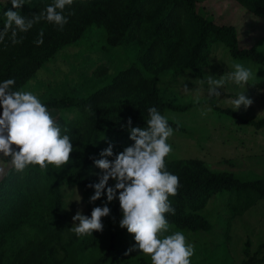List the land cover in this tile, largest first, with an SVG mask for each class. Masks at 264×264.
Instances as JSON below:
<instances>
[{"label": "trees", "instance_id": "trees-1", "mask_svg": "<svg viewBox=\"0 0 264 264\" xmlns=\"http://www.w3.org/2000/svg\"><path fill=\"white\" fill-rule=\"evenodd\" d=\"M0 31L3 30L7 10L18 11L31 18L39 15L54 0H25L19 9H13L10 0H0ZM252 14L264 19V0H236ZM198 0H73L63 15L67 23L61 30L57 25L41 20L27 32H18L20 43L13 44L11 32L0 42V83L14 79L10 90L15 92L60 49L76 42L90 25L102 27L106 42L111 47L141 43L139 60L143 69L131 67L119 72L111 81L85 98L67 96L42 102L48 111L76 109L81 118H53L61 128V135H69L73 144L69 162L61 169L49 165L41 170L29 166L16 171L11 160L9 168L0 178V264H47L48 252L39 254L36 246L46 249L53 235L64 232L67 223L64 185L79 186L83 200L89 202L94 193L87 175L93 170L94 159L112 143L118 154L133 142L126 126L147 127L148 109L155 107L163 115L166 110H185L164 101L157 88V75L165 70H188L202 77L208 54L215 43L223 44L234 59L250 61L264 67V56L237 47V32L233 26L219 25L203 18L197 11ZM73 13L69 15V13ZM43 29V43L35 41ZM145 73L150 74L146 76ZM90 108V111H86ZM2 112V109H0ZM236 123L264 126V120H243L232 112L224 111ZM176 132H183L177 123L168 120ZM68 129L65 132L64 129ZM168 143V141H167ZM165 170L179 178L175 196H169L175 214L166 213L171 227L180 232H199L209 227L200 215L208 201L217 194L229 193L242 198V209L264 199V176L237 179L234 176L211 171L201 160L181 159L168 161ZM115 200H96L97 206H111ZM93 203V202H92ZM89 203L91 210L93 204ZM51 232V234L49 233ZM111 246L115 249L114 236ZM36 245V246H35ZM260 248L264 247L262 243ZM39 260V261H38ZM139 264H151L140 261ZM240 264H258L254 258Z\"/></svg>", "mask_w": 264, "mask_h": 264}, {"label": "rangeland", "instance_id": "rangeland-1", "mask_svg": "<svg viewBox=\"0 0 264 264\" xmlns=\"http://www.w3.org/2000/svg\"><path fill=\"white\" fill-rule=\"evenodd\" d=\"M198 1L197 11L203 18L236 29L239 49L252 50L264 56L263 18L252 14L236 0ZM140 48L141 43L138 41L111 47L106 42L105 30L90 25L80 39L64 46L47 60L19 91L33 93L41 103L67 96L85 98L108 84L119 72L131 67L143 69L139 60ZM236 63L252 72L248 85H238L226 79V83L218 89L219 97L209 98L207 76L227 78L234 71L233 65ZM201 72V78L188 70H165L156 77L157 88L164 101L189 106L185 110H166L163 114L167 120L183 128V132L173 130V135L168 138L172 151L167 160L198 159L211 171L224 172L237 179L264 176V126L256 128L236 123L222 113L232 111L243 120H264V67L234 59L223 44L215 43L208 54L207 65ZM145 75L150 76L147 73ZM242 92L253 103L247 109L241 106L239 110L233 111L231 101ZM49 113L53 118H81V113L72 108ZM115 155L113 151V156L107 159L113 160ZM10 160V157L0 154V178L9 168ZM100 175L101 170L94 164L87 178L95 184L99 182ZM114 183L109 179L108 186ZM91 189L94 193V189ZM63 194L67 225L62 234L53 235L55 240L49 241L45 245L46 249L35 245L36 253L48 252L47 257L40 260H47V264L151 263L149 256L138 251L124 255L135 241L133 234L119 227L122 212L117 199L108 206L110 214L101 218L102 232L77 237L70 231L72 216L78 210L90 216L91 207L89 202L83 200V191L79 186L64 185ZM104 197L102 195L98 201ZM242 200L229 193L215 195L200 211L209 224L208 229L182 232L186 243L194 246L191 264H240L251 258L258 264H264V247H259L264 243V199L255 201L246 210L242 209ZM96 203H92L93 207ZM176 231L179 230L170 226L169 232L164 235ZM111 236H114L115 249L111 246Z\"/></svg>", "mask_w": 264, "mask_h": 264}, {"label": "clouds", "instance_id": "clouds-1", "mask_svg": "<svg viewBox=\"0 0 264 264\" xmlns=\"http://www.w3.org/2000/svg\"><path fill=\"white\" fill-rule=\"evenodd\" d=\"M10 3L13 9H19L25 0H10ZM72 4L73 0H54L44 12L33 14L31 18L20 15L18 11H5L3 15L6 21L0 31V42L10 31L12 43H20L23 37L17 39V33L27 32L41 20L53 23L62 30L68 22L63 15L64 9ZM35 43L38 46L43 43V29ZM233 68L234 71L227 78L207 76L209 98L219 97L218 89L226 83V79L238 85H248L252 72L239 63L234 64ZM14 83V79L0 83V154L10 157L13 168L18 172L30 165L38 166L41 170L47 169L49 165L61 169L69 162L73 151L69 135H61V128L37 96L31 92L11 91L10 87ZM231 103L233 111H236L241 106L247 109L253 100L242 92ZM86 111H90V108ZM148 112L150 119L147 127H131L132 121L128 118L126 126L129 139L133 142L130 146L109 160L107 157L113 156V145L109 142L108 147L99 153L100 158L94 159L101 175L98 183L88 185L94 189L89 203L100 199L102 195L106 196L107 202L118 200L122 212L119 227L133 234L135 241L134 246L124 253L125 256L138 251L149 256L151 264H191L194 246L186 243L184 234L176 231L164 235L170 230L165 214H175L169 196H175L179 187V178L165 170V158L172 151L167 141L173 135V128L155 107L149 108ZM64 131L69 130L65 128ZM109 179L115 181L113 186H108ZM109 214L110 209L106 204L94 207L90 216L78 210L72 216L70 231L77 237L102 232L101 218Z\"/></svg>", "mask_w": 264, "mask_h": 264}]
</instances>
